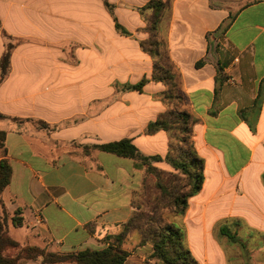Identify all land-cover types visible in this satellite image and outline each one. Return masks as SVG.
<instances>
[{
    "label": "crops",
    "instance_id": "1",
    "mask_svg": "<svg viewBox=\"0 0 264 264\" xmlns=\"http://www.w3.org/2000/svg\"><path fill=\"white\" fill-rule=\"evenodd\" d=\"M150 1L0 0V64L6 39L14 44L0 81L3 158L12 168L2 204L21 248L102 250L136 213L145 172L84 146L130 139L162 159L157 168L173 170L164 160L168 133H146L169 108L141 47ZM160 1L170 3L160 29L204 162L201 190L170 222L197 264H264V0ZM140 240L131 233L124 241V264H161Z\"/></svg>",
    "mask_w": 264,
    "mask_h": 264
},
{
    "label": "trees",
    "instance_id": "2",
    "mask_svg": "<svg viewBox=\"0 0 264 264\" xmlns=\"http://www.w3.org/2000/svg\"><path fill=\"white\" fill-rule=\"evenodd\" d=\"M170 8L169 2L160 0L150 1L142 10L145 20V31L149 38L141 42L142 49L154 59L153 79L162 82L166 90L162 94V101L169 106L168 110L151 122L146 129L147 134L165 131L170 138L169 152L165 162L169 164L176 174L184 177L186 185L177 184L171 188L169 184L157 183L159 194L156 203L150 207V214H143L137 207L134 216L121 225V232L115 237L112 244L102 250H84L71 254H55L46 252L37 247L21 248L19 243L8 235V214L2 204V192L10 184L12 168L3 158L6 154V131H0V264H20L23 260L42 259L45 264H124L128 252L124 250V241L131 230L140 233V245L150 244L154 250L152 259L161 264H197L184 242L183 230L165 219L164 214L182 216L188 209V201L196 195L204 183V162L196 154L193 143V127L197 119L183 109L184 97L181 93L180 76L172 64L163 35L161 24ZM1 27V23H0ZM14 44L6 39L5 52L1 60L0 81H4L10 72V58ZM145 82L139 85L127 86L128 90H140ZM1 117V116H0ZM85 153L98 150L134 161L136 167L145 172L146 177L160 178L161 169L155 166L162 161L157 156L142 154L130 139H123L97 146H84ZM173 173V174H175ZM176 176V175H173ZM183 181V179H179ZM187 188V191L185 189ZM15 226H21L23 219L14 216ZM17 249L18 254L8 256L6 250Z\"/></svg>",
    "mask_w": 264,
    "mask_h": 264
},
{
    "label": "rangeland",
    "instance_id": "3",
    "mask_svg": "<svg viewBox=\"0 0 264 264\" xmlns=\"http://www.w3.org/2000/svg\"><path fill=\"white\" fill-rule=\"evenodd\" d=\"M83 153L88 155L91 153V151H89V153H85L84 150H83ZM161 172L160 173V178L152 175V176H148L147 179V184H148V190L145 191L143 195H140L138 200H137V207L141 208L142 210V213L143 214H150V207L156 203V196L159 194V191L157 189V183L160 182L161 180V183L163 184H170L171 185V188H173L174 186H176V181L177 184H180V185H186L185 183V180H184V177L179 175V174H176L173 170L171 171H164V170H159ZM175 173V174H173ZM173 175H176V176H173ZM179 179H183V181H179ZM151 186V187H150ZM185 191H187V188L185 189ZM164 217L166 220H168L170 222V220L172 219L171 218V215H169L168 213L164 214ZM12 232V235H16V232ZM131 233H134L136 236L139 235L141 236L139 233V231L137 230H131L130 234ZM134 241V239H133Z\"/></svg>",
    "mask_w": 264,
    "mask_h": 264
}]
</instances>
